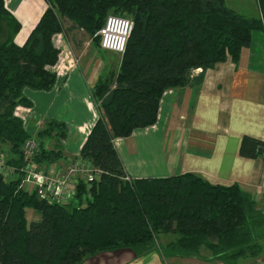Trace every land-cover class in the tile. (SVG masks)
Listing matches in <instances>:
<instances>
[{
  "label": "trees",
  "instance_id": "trees-1",
  "mask_svg": "<svg viewBox=\"0 0 264 264\" xmlns=\"http://www.w3.org/2000/svg\"><path fill=\"white\" fill-rule=\"evenodd\" d=\"M260 16L247 17L223 0H46L49 7L23 45L15 42L19 21L0 0V264H85L102 253L125 249L142 257L166 249L195 256L202 248L220 261L257 260L264 254V213L238 185L213 186L187 173L160 179L128 176L114 141L156 124L167 90L200 86L206 72L251 44L264 32ZM130 19L132 34L119 61L111 62L92 89L99 117L80 157L100 170L90 183L79 181L66 204L41 199L23 187V147L33 139L18 106L32 107L23 92L51 91L57 75L50 68L60 51L53 36L63 34L71 48L82 30L93 38L109 16ZM117 60V57L116 59ZM201 71L199 74H195ZM64 123L48 121L36 133L38 167L65 158ZM264 142L244 137L240 155L256 159ZM129 178V179H127ZM40 220H28V211Z\"/></svg>",
  "mask_w": 264,
  "mask_h": 264
},
{
  "label": "crops",
  "instance_id": "crops-1",
  "mask_svg": "<svg viewBox=\"0 0 264 264\" xmlns=\"http://www.w3.org/2000/svg\"><path fill=\"white\" fill-rule=\"evenodd\" d=\"M223 1L239 14L260 16L257 0ZM4 2L6 9L21 24L20 31L15 34V42L23 45L49 5L46 0ZM53 44L60 51L59 61L50 68L57 75L54 88L48 92L25 89L23 94L33 106H18L14 114L23 121L33 138L48 121L67 126L68 136L61 141L65 158L45 167L56 170L60 176L80 157L82 147L98 120L92 89L102 69L108 66L106 56L115 53L99 48L94 54L89 52L85 55L78 48L80 51L77 55L76 49L69 46L63 34L53 36ZM244 137L264 142L263 31L252 33L251 44L241 51L238 64L228 59L209 69L200 86L167 90L159 104L156 124L136 130L129 138L116 139L114 145L125 171L132 179H160L193 173L213 186L238 185L252 195L258 207L261 204L259 209L263 211L264 154L256 159L242 157L240 147ZM153 152L161 157V171L148 163L153 162ZM32 214V220H40L35 213ZM170 242L162 244L168 245ZM167 250L165 259L152 254L139 257L132 251H126L121 258L102 253L85 264L175 263L177 252ZM202 250L206 249L202 248L200 252ZM207 251L202 252L203 255L198 252L197 258L196 255L190 258H200L202 264L220 261ZM182 256L189 257L186 254ZM233 262L264 264V254L257 260L241 258Z\"/></svg>",
  "mask_w": 264,
  "mask_h": 264
},
{
  "label": "built area",
  "instance_id": "built-area-1",
  "mask_svg": "<svg viewBox=\"0 0 264 264\" xmlns=\"http://www.w3.org/2000/svg\"><path fill=\"white\" fill-rule=\"evenodd\" d=\"M133 27L134 24L130 19L109 16L96 35L100 39V48L106 52L124 54ZM38 150V144L34 139L27 140L23 147L26 163L23 187L29 192H38L41 199L62 204L69 203L76 194L79 181L90 183L97 180L102 174L90 162L78 157L69 165L67 171L59 176L54 169L38 167L33 160ZM0 172L5 177L8 175V171L2 164H0Z\"/></svg>",
  "mask_w": 264,
  "mask_h": 264
},
{
  "label": "rangeland",
  "instance_id": "rangeland-1",
  "mask_svg": "<svg viewBox=\"0 0 264 264\" xmlns=\"http://www.w3.org/2000/svg\"><path fill=\"white\" fill-rule=\"evenodd\" d=\"M5 33H6L5 28L4 29H1L0 30V37H3ZM76 33H77L76 34V37H77L76 39H77V42H78L77 44H75L76 46L74 47V49H76V54L79 55L78 52L81 49L85 52V55H87L89 52H90V54H94V52L97 51V49H98V47L96 46L97 44H96L95 40L93 38H91L90 36H88L82 30L77 31ZM106 54H108V53H106ZM106 54H105V56H106ZM109 55L110 54H108L106 56V58H107V65L108 66H105L106 69H104V68L102 69V74L103 75H106L107 72L109 71L110 65L112 64V63H110V61H112V62L113 61L114 62L117 61L118 62L119 59H120L119 58V55H113V56H109ZM116 57H117V60H115ZM92 61L94 62L95 60L93 59ZM33 139H35V138H33ZM152 158H153V162H151V163L148 162V163L151 164V167H153L155 170L161 171V168L159 167V164L161 163V157L157 153L153 152L152 153ZM260 206H261V204H259V208H260ZM262 212H264V210ZM32 213H33L32 211H29V213H28L29 214L28 215V220H30V221H32V219L34 218V216H33ZM163 237H164V238H162L163 240L160 239V243H162V242L163 243H166V242L168 243V242H170V241L173 240V236H163ZM164 239H166V240H164ZM162 247H163L162 253H158V254L154 253V254H152V256L153 255H159L163 259H165L166 256L168 255V250L166 249L165 245H163V244H162ZM126 251H129L128 253H132L130 250L121 249V250H117L115 252H110V254L115 255L114 256L115 258L116 257L117 258H121L122 253H124ZM204 251L206 252L207 250H202L200 252V255H203L202 252H204ZM182 255L183 254H181V253H177V260H176L175 263H172V264H202V261L199 260L200 258L191 260L190 257H184ZM195 258H197V255L195 256ZM195 260H197V262ZM238 263H240V262H238ZM211 264H237V263L236 262H232V261H229V262L228 261L227 262L225 261V263L223 261H219V262H214L213 261Z\"/></svg>",
  "mask_w": 264,
  "mask_h": 264
}]
</instances>
